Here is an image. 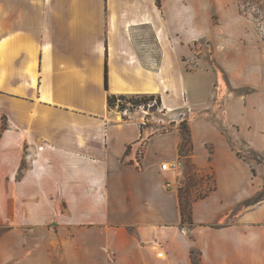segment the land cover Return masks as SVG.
Wrapping results in <instances>:
<instances>
[{
	"label": "crops",
	"instance_id": "1",
	"mask_svg": "<svg viewBox=\"0 0 264 264\" xmlns=\"http://www.w3.org/2000/svg\"><path fill=\"white\" fill-rule=\"evenodd\" d=\"M260 32L241 0H0V264H264ZM175 160L212 174L189 217Z\"/></svg>",
	"mask_w": 264,
	"mask_h": 264
},
{
	"label": "rangeland",
	"instance_id": "2",
	"mask_svg": "<svg viewBox=\"0 0 264 264\" xmlns=\"http://www.w3.org/2000/svg\"><path fill=\"white\" fill-rule=\"evenodd\" d=\"M241 4L242 10L246 14H250L251 16H253L254 21L261 31L260 33H262L263 35L264 31L261 25H263L262 20L264 17V0H241ZM217 82V85H220L226 91H228V83L225 76L221 74L220 79H217ZM217 91L219 90L217 89ZM149 96L150 95H148V100H146V102H144L143 100L141 101L142 104L139 105L138 109L142 110L143 114H146L145 121L147 123V126H150L151 128L153 127V130L155 131H159L160 129H162V125L154 124V122L152 121L156 120V118H167L168 115L163 112V109L161 108L160 103H158L157 98L154 97L153 99H150L151 97ZM136 99L141 100L142 98L141 96L137 97L133 95H127L124 98H118L116 107L122 114L125 108H131L135 110L136 105L134 102L136 101ZM121 105H125V107L121 108ZM124 116L128 117L127 115ZM181 128L186 138H188L189 130L187 124L182 122ZM245 156L254 166V171L256 172V174L262 175L264 180V153L251 151L246 153ZM181 169H184V171L181 174V178L179 181V190L182 197V205L188 211L192 201L208 193L213 188L214 184L212 180V174H205L196 171V167L193 163H191L190 160H185L181 166ZM2 230L3 228L0 227V233L2 232ZM194 257V264H200L197 255H195Z\"/></svg>",
	"mask_w": 264,
	"mask_h": 264
},
{
	"label": "trees",
	"instance_id": "3",
	"mask_svg": "<svg viewBox=\"0 0 264 264\" xmlns=\"http://www.w3.org/2000/svg\"><path fill=\"white\" fill-rule=\"evenodd\" d=\"M105 85H106V87H108V72H107V67H106V71H105ZM148 95H150L149 97H151L150 99H153L154 97H156L157 98V100H158V103H160L161 102V100H160V97L159 96H157V95H155V94H134L133 96H141V100L140 99H136V101L134 102L135 103V105L136 106H139V105H141L142 104V100L144 101V102H146V100H148ZM127 95H109V97H108V100H109V105L111 106V107H114V106H116L117 105V99L118 98H124V97H126ZM125 107V105H121V108H124ZM182 209H183V213H184V217H189L190 215H189V211H187L185 208H183L182 207ZM185 219V218H184Z\"/></svg>",
	"mask_w": 264,
	"mask_h": 264
},
{
	"label": "built area",
	"instance_id": "4",
	"mask_svg": "<svg viewBox=\"0 0 264 264\" xmlns=\"http://www.w3.org/2000/svg\"><path fill=\"white\" fill-rule=\"evenodd\" d=\"M141 107V106H140ZM139 108V106H136V109L137 110ZM134 110L131 109V108H125L123 110V114L124 115H127V116H130L131 113L133 112ZM182 166V161L180 160H175V161H165V162H162L161 163V169L164 170V171H168V170H177V169H180V167ZM160 256L163 255L162 252H159L158 253Z\"/></svg>",
	"mask_w": 264,
	"mask_h": 264
}]
</instances>
